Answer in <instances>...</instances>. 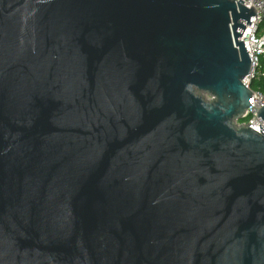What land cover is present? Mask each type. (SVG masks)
<instances>
[{"label": "water", "instance_id": "95a60500", "mask_svg": "<svg viewBox=\"0 0 264 264\" xmlns=\"http://www.w3.org/2000/svg\"><path fill=\"white\" fill-rule=\"evenodd\" d=\"M242 2L0 0V264H264Z\"/></svg>", "mask_w": 264, "mask_h": 264}, {"label": "built area", "instance_id": "2783aa9c", "mask_svg": "<svg viewBox=\"0 0 264 264\" xmlns=\"http://www.w3.org/2000/svg\"><path fill=\"white\" fill-rule=\"evenodd\" d=\"M238 1V0H236ZM242 4L248 8H253L254 17H250L249 22L241 34L243 44L251 61L250 74L244 82L250 86L252 81H260L264 78V0H242ZM252 96L249 99V107L240 119L235 123L237 125H248L250 128L261 133L259 125L264 129V121L256 116L255 109L264 105V90L260 88L252 89Z\"/></svg>", "mask_w": 264, "mask_h": 264}, {"label": "trees", "instance_id": "16d2710c", "mask_svg": "<svg viewBox=\"0 0 264 264\" xmlns=\"http://www.w3.org/2000/svg\"><path fill=\"white\" fill-rule=\"evenodd\" d=\"M250 88H260L261 90H264V78H262L260 81H252Z\"/></svg>", "mask_w": 264, "mask_h": 264}, {"label": "rangeland", "instance_id": "374dc122", "mask_svg": "<svg viewBox=\"0 0 264 264\" xmlns=\"http://www.w3.org/2000/svg\"><path fill=\"white\" fill-rule=\"evenodd\" d=\"M206 100H209L211 98L210 95L204 93V94H201Z\"/></svg>", "mask_w": 264, "mask_h": 264}]
</instances>
